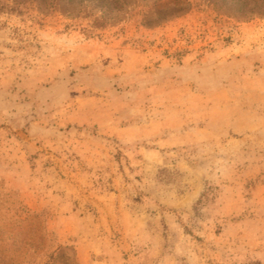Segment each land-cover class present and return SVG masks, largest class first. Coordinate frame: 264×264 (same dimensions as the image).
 Listing matches in <instances>:
<instances>
[{"label": "rangeland", "instance_id": "rangeland-1", "mask_svg": "<svg viewBox=\"0 0 264 264\" xmlns=\"http://www.w3.org/2000/svg\"><path fill=\"white\" fill-rule=\"evenodd\" d=\"M0 264H264V0H0Z\"/></svg>", "mask_w": 264, "mask_h": 264}]
</instances>
